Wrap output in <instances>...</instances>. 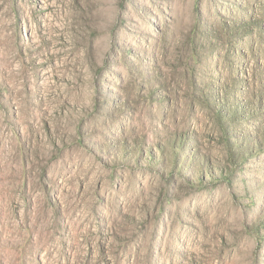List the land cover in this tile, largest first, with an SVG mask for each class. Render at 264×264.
<instances>
[{
  "label": "rangeland",
  "instance_id": "374dc122",
  "mask_svg": "<svg viewBox=\"0 0 264 264\" xmlns=\"http://www.w3.org/2000/svg\"><path fill=\"white\" fill-rule=\"evenodd\" d=\"M0 264H264V0H0Z\"/></svg>",
  "mask_w": 264,
  "mask_h": 264
},
{
  "label": "trees",
  "instance_id": "16d2710c",
  "mask_svg": "<svg viewBox=\"0 0 264 264\" xmlns=\"http://www.w3.org/2000/svg\"><path fill=\"white\" fill-rule=\"evenodd\" d=\"M102 6H105V1H103Z\"/></svg>",
  "mask_w": 264,
  "mask_h": 264
}]
</instances>
